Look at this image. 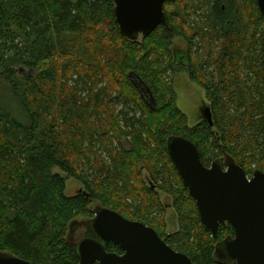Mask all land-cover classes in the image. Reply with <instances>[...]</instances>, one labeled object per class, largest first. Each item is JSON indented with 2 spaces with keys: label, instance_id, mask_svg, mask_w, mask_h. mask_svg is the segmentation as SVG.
Returning <instances> with one entry per match:
<instances>
[{
  "label": "trees",
  "instance_id": "16d2710c",
  "mask_svg": "<svg viewBox=\"0 0 264 264\" xmlns=\"http://www.w3.org/2000/svg\"><path fill=\"white\" fill-rule=\"evenodd\" d=\"M115 7V0H0V80L20 106H0V251L32 264H79L71 226L100 205L153 228L195 264H223L216 246L234 229L221 226L214 237L203 225L167 141H192L206 167L228 155L249 177L264 172L258 2L174 0L164 6L170 32L161 25L137 41L121 34ZM170 35L185 41L190 67L176 60ZM175 68L205 91L212 126H189L167 81ZM55 168L85 192L67 196ZM160 194L173 201L175 234L164 232ZM107 251L123 254L112 243Z\"/></svg>",
  "mask_w": 264,
  "mask_h": 264
},
{
  "label": "water",
  "instance_id": "95a60500",
  "mask_svg": "<svg viewBox=\"0 0 264 264\" xmlns=\"http://www.w3.org/2000/svg\"><path fill=\"white\" fill-rule=\"evenodd\" d=\"M172 1L115 0L116 21L121 34L137 41L161 25L167 27L164 6ZM257 2L264 17V0ZM173 38L170 35L169 39ZM131 78L134 80L135 76L131 75ZM148 105L155 110L152 96ZM204 119L213 125L209 108ZM167 151L196 202L203 225L214 237L221 226L230 224L234 229V236L217 244L215 259L223 264H264V172L255 171L249 177L228 155L206 167L197 145L183 137L169 138ZM94 214L92 219L80 223L87 234L76 244L71 243V235L80 225L75 222L71 226L68 240L79 264H195L187 255L172 249L153 228L141 222L131 221L100 205L95 207ZM111 243L123 254L108 252ZM0 264L32 263L0 251Z\"/></svg>",
  "mask_w": 264,
  "mask_h": 264
},
{
  "label": "rangeland",
  "instance_id": "374dc122",
  "mask_svg": "<svg viewBox=\"0 0 264 264\" xmlns=\"http://www.w3.org/2000/svg\"><path fill=\"white\" fill-rule=\"evenodd\" d=\"M201 12L202 11L200 10L197 15H193L195 21L202 16ZM141 39L142 37H140L139 40ZM172 42V50H174L175 48L183 52L187 48V45L182 38H173ZM179 55L180 57H185L184 53ZM204 55L205 53H202L200 56L203 57ZM183 58L180 59V62H184ZM26 72H28V70ZM170 80H172V86L175 90L177 105L179 109L187 116L189 126L192 127L202 122V120L204 119V111L207 108L210 109V103L206 97L205 91L190 80V76L187 70L184 68H175L174 72H172V70H169L167 74V81ZM8 86L9 85L7 81L0 80V106L19 112L20 106L18 104V101L15 100L14 96L9 92L10 90ZM143 172L144 177H146V172ZM53 173L60 174L61 176L66 178L67 196H75L79 193L85 192L84 186L76 179L67 177L66 174H64L57 168L53 170ZM160 200L163 205L165 215L163 228L164 232L166 234H175L179 229V220L172 206L173 201L169 196L164 194H160ZM97 204V202H93L91 204V208L94 209ZM77 220L80 226H78L72 234L73 240L71 241V243L73 244L78 243L82 238V232H84V230L83 226L80 223L86 221L82 216L78 217ZM152 223H155V221Z\"/></svg>",
  "mask_w": 264,
  "mask_h": 264
},
{
  "label": "flooded vegetation",
  "instance_id": "af4514ba",
  "mask_svg": "<svg viewBox=\"0 0 264 264\" xmlns=\"http://www.w3.org/2000/svg\"><path fill=\"white\" fill-rule=\"evenodd\" d=\"M223 9H224V8H223ZM174 52H175V55H176V60H177L178 62H180V59H181L182 57H180L179 54H180L181 51L175 49ZM183 52L185 53L184 62H180V64L182 63V64H185L186 66H188V65H189V62H188L189 50L186 48ZM183 52H182V53H183ZM189 67H190V65H189ZM195 84H196V83H195ZM206 110H207V109H206ZM206 110L204 111V117H205ZM202 121H205V119H203ZM206 121H207V120H206ZM209 124H210V123H209ZM210 126H211V125H210ZM76 229H77V228H76ZM76 229H75V230H76ZM75 230H74V231H75ZM83 230H84V232H82V238L85 237V235L87 234V233H86V232H87L86 229L83 228ZM74 231H73V232H74ZM70 233H71V231H70ZM70 233H69V234H70ZM72 234H73V233H72ZM70 235H71V234H70ZM82 238H81V239H82ZM71 240H73V239H72V235H71Z\"/></svg>",
  "mask_w": 264,
  "mask_h": 264
}]
</instances>
